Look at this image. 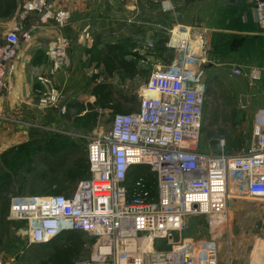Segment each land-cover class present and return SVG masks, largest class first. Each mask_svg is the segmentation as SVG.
Listing matches in <instances>:
<instances>
[{
    "label": "built area",
    "instance_id": "obj_1",
    "mask_svg": "<svg viewBox=\"0 0 264 264\" xmlns=\"http://www.w3.org/2000/svg\"><path fill=\"white\" fill-rule=\"evenodd\" d=\"M249 2L264 32V0ZM48 19L58 33L49 46L52 67L40 80L50 85L48 77L65 67L68 40L62 30L70 23V8L50 11L48 0H27L18 23L0 36V90L14 73L21 44ZM191 33L190 26L169 31L167 46L180 52L178 62L151 71L136 91V110L114 114L108 132L89 138V173L71 196H10L7 218L28 221L30 243L78 231L95 238V244L87 259L72 264H219L213 240L175 235L188 216L201 215L215 236L229 220L232 194L264 199V110L252 126L249 148L234 155L198 148L207 100L198 74L208 49L201 36L193 40ZM229 66L232 74L240 73ZM250 78L259 80L260 72L253 70ZM60 97L48 86L38 105L55 107ZM218 143L223 146L224 139ZM136 165L155 173L153 190L143 188L142 178L129 184ZM154 240L165 245L153 248Z\"/></svg>",
    "mask_w": 264,
    "mask_h": 264
},
{
    "label": "rangeland",
    "instance_id": "obj_2",
    "mask_svg": "<svg viewBox=\"0 0 264 264\" xmlns=\"http://www.w3.org/2000/svg\"><path fill=\"white\" fill-rule=\"evenodd\" d=\"M170 1L116 0V3L110 4L109 7L107 5L101 6L103 7L101 15L104 14V17L107 16L114 22L115 34L111 41L125 44L126 57L134 63L136 69L139 71L138 75L134 78L129 77L122 71H116L113 76L108 77L102 66L98 68L89 66L88 60L83 58L82 55L80 56L75 49L73 54L74 59L70 61L67 55L65 67L48 77L50 85L42 83L40 79L46 78L48 74L39 70L32 71L29 80H22L19 85L23 84V87L30 90L29 100L27 103L21 102L22 106L17 109V112H10L8 108L12 102L11 99H16V96L11 93L12 76H10L4 84L5 86L0 90V97L2 96L3 102L5 105L6 103L8 105H6L7 112H4V116L10 120H12V117H16V122L14 123L16 126L13 128L20 134V139L21 133H24L23 136L26 135L28 141L32 143H35V141L46 142L61 135L67 137L69 141L74 142L81 148H86L89 138L109 131L111 119L114 115L110 109H101L97 106L95 97L93 96V88L96 83H108L118 93L126 97L134 95L138 100L136 91L146 82L151 71L157 66L167 67L169 63L178 62L180 52L167 46L169 31L175 26L193 27L191 33L192 39L194 40L197 36H201L207 49L208 46H212L213 37L209 31L202 29L204 25L201 26V24L215 19L213 18L215 10L224 6V1L178 0L182 8H176L173 14L166 9L161 14L154 12L153 8L156 6L169 7L171 5ZM246 3H249L248 0H246ZM50 6H53L51 2ZM155 19L164 28L157 38L152 35V31L154 30L151 24H155ZM190 22L192 24L196 23L187 25ZM128 27L130 29H127ZM142 27L146 28V35H148L146 41L141 38ZM8 28L7 21L0 19V36ZM124 31L126 32L124 33ZM89 32L90 25L86 21L82 25L79 39L83 42L90 39ZM65 37L67 38V36ZM77 37L78 31L75 30L70 33V38L76 39ZM86 38L87 40H85ZM53 39L52 37L49 38V46ZM67 40L69 39L67 38ZM160 41L162 43L158 44ZM49 46L46 51L41 48L36 50L30 54L31 57L33 58V55L36 59L47 57L51 67L52 61L49 56ZM230 57V59L228 57L224 61H214L215 63H213L208 59L207 52V63H204V65H208L210 62L215 67L212 69L206 67L204 70L202 67H199L198 80L200 84L202 83L205 86V80L208 77H213L214 91L225 92V98L219 100L221 106L213 127L205 126L204 122L208 118L209 112L206 106L204 109L198 148L212 154L234 155L249 148L251 145L252 126L258 118V113L264 110V94L260 92L262 79H264V65L258 66L257 62L239 58L233 51L230 52ZM43 59L42 64L48 66ZM229 64L239 67L240 73L238 75L232 74ZM253 70L260 72L259 80L250 78V73ZM20 78L26 79L23 72L19 75ZM48 86L49 88L56 89L61 94L60 101L55 107H39V98L46 92ZM18 103L17 100L14 101V104ZM82 104L93 105L94 110H83ZM94 111L95 115H93ZM6 124L11 123L6 121ZM11 129L8 127V131ZM213 129H222L223 136L221 138L224 139L223 146L218 141L211 142V139L208 138V132ZM36 130L40 133L36 132ZM21 160L25 162L23 158L17 159L15 162L20 163ZM18 163L9 162L5 166V169L10 171ZM36 170L39 173L47 172L43 164L36 165ZM48 174L49 178L46 182L42 180H37L36 182L29 180L27 183H24L23 190L35 189L34 194L28 192L17 195L10 194L8 196L9 203L10 196L48 194L49 184H52L50 189H55L57 183L60 182L61 173L55 175ZM234 196L238 195H230L227 201L230 211L229 217L231 219L219 229L215 236H212L213 233L209 231L206 218L201 215H194L186 218L181 231L175 237L213 240L218 248L219 264H246L253 244H255L257 239H260L257 236L264 232V199L246 197L240 199ZM6 219L10 221V225L7 236H2V241H0V262L2 264H36L35 257L37 256H32V249L29 250L30 245L33 244L29 242L28 221L24 219L10 220L7 218V215ZM83 238L85 246L81 255L87 256L89 254L90 256L92 247L95 244V238L85 234H83ZM163 245H165V242L156 240L153 243V248L162 247ZM46 250L48 251L49 248ZM256 253L253 256H256Z\"/></svg>",
    "mask_w": 264,
    "mask_h": 264
},
{
    "label": "trees",
    "instance_id": "obj_3",
    "mask_svg": "<svg viewBox=\"0 0 264 264\" xmlns=\"http://www.w3.org/2000/svg\"><path fill=\"white\" fill-rule=\"evenodd\" d=\"M224 6L215 10L213 18H217L219 31L212 35V46L208 47V59L224 61L230 52H234L239 58L257 62L258 66L264 65V35L254 34V26L249 12L250 4L246 0H223ZM16 6V0H0V19L9 17ZM213 22H211V25ZM162 42H158L161 44ZM125 44L121 42H104L100 36H96L94 44L85 50L88 55V65L98 68L103 67L108 77L116 71H122L134 78L139 71L125 53ZM212 66L210 69L214 68ZM213 77L205 80L206 104L209 115L204 122L205 126L213 127L218 117L220 108L219 100L225 98L224 91H214ZM217 85V84H216ZM218 86V85H217ZM223 90L222 87H220ZM261 94H264V79H262ZM93 96L97 106L101 109H110L114 114H129L136 110L138 100L134 95L129 97L115 91L108 83H96L93 88ZM128 104V106H126ZM82 109L93 111L94 106L82 104ZM95 111L93 115H95ZM214 130V129H213ZM208 132L211 142H217L222 137V129ZM36 132H39L36 130ZM40 133V132H39ZM42 134V133H41ZM23 158L20 163L15 162ZM18 163L12 170L7 171L5 166ZM8 163V164H7ZM4 164V165H3ZM43 164L47 172L39 173L36 165ZM48 173H61L60 182L55 189H50L48 194H58L65 197L72 195L79 180L88 176L89 168L86 148L69 141L67 137L58 135L49 141L23 144L10 147L0 154V241L2 236H7L10 221L6 219L9 198L8 196L35 193V189L23 190L24 183L32 181H48ZM143 179V188L153 190L155 188V173L147 166L136 165L128 174L129 184L136 179ZM17 188V190H15ZM25 189V187H24ZM15 191V193H14ZM83 233L78 231H63L58 236L45 243L33 244L32 256H37L36 264H72L74 261L85 260L82 256L85 246ZM49 248L47 251L46 249ZM46 250V251H45Z\"/></svg>",
    "mask_w": 264,
    "mask_h": 264
},
{
    "label": "crops",
    "instance_id": "obj_4",
    "mask_svg": "<svg viewBox=\"0 0 264 264\" xmlns=\"http://www.w3.org/2000/svg\"><path fill=\"white\" fill-rule=\"evenodd\" d=\"M26 1L27 0H16V6H15L13 13L9 17L4 19L7 21L8 27L18 23L19 15ZM50 2L52 3L53 6H50ZM50 2H48L49 4L48 9L50 11L56 8H62V7L70 8L71 10L70 23L62 30L63 34L67 36V38L69 39L68 40L69 48H67L68 49L67 55L70 61L71 59H74L73 54H74L75 49L78 51L80 56L82 55L83 58L88 60V55H86L85 50L87 48H90L94 44V40L96 36H100L102 43L104 42L113 43V41L111 40H113L114 34H115V29L113 27L114 22L109 17L107 16L104 17V14L101 15L102 8H103L101 6L107 5L109 7L110 4L116 3V0H50ZM170 3L171 5L169 6V9H166V10H169L171 14L174 13L176 8H180V7L182 8L178 0H171ZM165 8H163L162 6H156L153 9L155 13L158 12L159 14H161L165 12L164 11ZM249 12L251 14V18H252V22L254 26V33L257 35H264V32L260 31L254 22L251 4H250ZM88 15H90V17H88ZM155 20H156L155 24H151L154 30L152 31L153 33L152 35L156 36L155 38H157L159 33H161V30H164V28L163 26H161V24H159V22H157V19ZM86 21L90 25L89 34L91 38L88 40L86 38L85 40L87 41H85L86 42L85 43L81 41V39H79V35L82 29V25ZM211 22H213L212 25L210 24ZM195 23L196 22H194L193 24ZM193 24L192 22H190L187 25H193ZM217 24H218L217 19H213V20H209L205 22V24H201V26L204 25L202 26V29L204 31H209L212 36L213 33H215L216 31H219L218 29L219 27L217 26ZM127 29H130V28L128 27ZM145 29H146L145 27H142L143 31L141 32V38L144 39V41H146L148 38V35H146ZM75 30L78 31V37L76 39L70 38V33ZM125 32L126 31H124V33ZM57 33L58 31L53 28V23L51 19H48L45 23L39 24V26L32 31L31 41H29L28 43L21 44L17 58L14 61L15 69L12 75V80L10 79L11 80V85H10L11 93H13L14 96H16V99H13V98L11 99L12 102L10 104V107L8 108L10 112H13V111L17 112V109L20 106H22L21 102L27 103V101L29 100L30 90H28V88L26 89L25 87H23V84L19 85V83L22 82V80L24 81L29 80L30 73L34 70L35 71L39 70L41 72L44 71L46 72L45 74H49L52 65L50 67V62L48 61L47 57H45L44 59L42 58V59L44 62L46 61L48 66L45 64L44 65L42 64L43 63L42 59H36L34 55L32 58L30 54H32L33 52H35L36 50L40 48L46 51L47 47L49 46V42H50L49 38L52 37L53 39V37H55ZM150 36H151V31H150ZM81 50H83V52H81ZM22 72L23 74H25L26 79L25 78L19 79V75H21ZM13 100L14 101L17 100L19 103L14 104ZM4 105L5 103L3 102V97L1 96L0 97V154H2L3 151L9 149L10 147L20 145L28 141V137L26 135L23 136L24 133H21L22 135L20 139V134L14 130L13 127L16 126V124H14L16 122V119H15L16 117L15 118L12 117L11 118L12 120H10L4 116V112H7L6 111L7 103L5 106ZM6 121H9V123L11 124H6ZM8 127L12 129L8 131ZM234 197H237L240 199L245 198L244 196H234ZM246 198H249V197H246ZM229 219H231V217H229ZM257 237L260 239H257L255 241V244H253L252 249L249 252V256L246 260V264H264V239H262L264 238V232L259 234ZM255 253H256V256H253Z\"/></svg>",
    "mask_w": 264,
    "mask_h": 264
},
{
    "label": "water",
    "instance_id": "obj_5",
    "mask_svg": "<svg viewBox=\"0 0 264 264\" xmlns=\"http://www.w3.org/2000/svg\"><path fill=\"white\" fill-rule=\"evenodd\" d=\"M210 66H211V63L209 62L208 65H203L202 69L204 70L206 67H210Z\"/></svg>",
    "mask_w": 264,
    "mask_h": 264
}]
</instances>
